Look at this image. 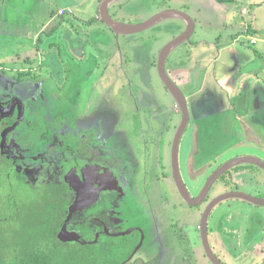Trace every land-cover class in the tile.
<instances>
[{"label": "rangeland", "instance_id": "374dc122", "mask_svg": "<svg viewBox=\"0 0 264 264\" xmlns=\"http://www.w3.org/2000/svg\"><path fill=\"white\" fill-rule=\"evenodd\" d=\"M101 1L0 0V81H2V84H5L9 82L7 81L8 79H13L17 75L19 76L18 69L30 68L32 66L34 70V67H38L37 71H35L36 73L34 72L32 76L42 81L48 78L49 80L47 81L49 83L43 82L45 88L40 90L41 98H45L46 102L43 103L42 100L35 102L37 108L42 107L43 104H46L50 110L59 108L67 116L73 115V120L77 119L81 111L86 110L89 122L91 121L93 124L95 121L101 122L103 127L106 128L109 134L107 136L108 146L112 147L114 145L113 140L118 135L117 128L120 127V130L129 129L128 134L132 135L131 139H135L132 140L135 147L123 149L125 155L131 154L133 157L135 151L138 150L143 160L144 157L142 156L149 154L148 152L143 153L144 143L150 141L152 142V154L158 156L159 151L162 150L163 153L164 147L157 148V133L162 131L164 137H171V133L168 132L167 127L171 125L174 128L177 123L182 122V116L174 111L167 113V115L158 116L155 115L154 109L151 110L152 108L147 110V113H144V110L140 114L137 113L134 104L135 99L130 93L134 89L131 80L140 75L144 68L148 70L146 63L142 66L132 63V65L128 64L121 67L122 65L119 62L121 61V59L119 60L121 54L117 49V55L114 54L111 58L110 54H108V58L101 61L104 65L102 64L100 68L94 65L93 62L87 64L83 70L84 72L81 73L83 77L80 80H75V77L78 75L73 74V72H81L82 68L80 70H78L79 68L75 69L74 65L80 63L79 61L82 58L85 57V60L88 58L87 54L90 52V48L88 47H90L91 43L93 44V33H95L94 30H97V23L102 24L103 28H108L103 21L97 20L96 17ZM68 4H72L71 8L73 12L71 13V11L67 10L64 12V14H69L70 20L67 22L68 25L62 29L63 41H59L57 52L51 55L50 61H47L45 64H39V61L36 59L41 57V52H38L33 43L34 35L39 32L43 35L46 34L41 29L48 22L50 13L56 11L55 14L58 12L60 14L61 9L57 8ZM244 8H247L246 13H243ZM165 9L186 12L193 19L194 24H196V31L190 41L197 48L192 52L189 47L191 56H187V63L193 62L194 58H196L194 56L202 47L203 40L201 37L210 40V43H212V40L217 39L219 34L223 35V38L229 37L230 34L240 35L246 28L243 24H250L254 27L258 26L260 31H264V0H235L230 4L220 3L217 0H117L114 1L111 7V14L116 20L136 24L146 21ZM64 14H60V17L63 18L62 15ZM184 27L186 28V25L179 18H167L143 31L134 33L133 36L121 35L120 45L124 51L128 52L130 49L127 43L131 41L124 40L125 37H128V39L133 40L132 45L136 46L134 48L137 49L139 47L140 51H144L152 45L159 46L165 37H170L171 33H173L172 31L175 32ZM46 29V31H49L48 27ZM66 35L67 37H65ZM46 37L43 36L44 39L42 38L41 43L37 46L42 50L48 40H46ZM44 40H46L45 43ZM49 40H57V36H53ZM143 46L147 47L143 48ZM28 58L35 59L36 61L29 63L27 61ZM190 59L192 60L190 61ZM174 60H177V58ZM153 73L156 80L154 91L158 97L157 103L165 104L166 108L171 105L172 108L173 103L170 102V99L164 93L165 89L159 81L157 69H154ZM74 80L77 82L76 87ZM93 86H95V90L91 91ZM15 87L19 89L18 85ZM15 87H12V89ZM73 89L75 93H73ZM206 96L212 99L210 93H207ZM164 97L166 98L164 99ZM58 98L60 100H57ZM1 99H6V96ZM1 108L0 115H3ZM146 114H153L149 116L153 119L152 129H145L142 126L144 138L136 141L139 135L138 121L140 118L148 119V115ZM198 125L200 126H196L192 121L189 126L188 132L183 138L179 157L182 175L189 190L194 195L201 191L207 178L212 174V170H216L220 164L231 160L229 158L233 154L230 148L227 152L222 153L221 156H217L219 150L226 144L223 149L224 151L228 148V143L235 144L237 141L236 137L230 139L228 142L227 137L224 136L225 132H215L214 137H212L213 132L207 135V132L204 131L203 120ZM260 128L264 130L263 125ZM252 136L255 139L254 133ZM154 137L155 140L153 142L152 139ZM117 138L124 139L123 136H117ZM234 148L243 153H256L259 155V158L264 157L263 151L258 149L244 147L243 145H237ZM163 156L167 161L166 167L170 170L171 149L168 150V153L167 151L163 153ZM140 157L136 158L139 159ZM215 157L218 158V165L215 164L217 160ZM242 165L241 170H233L230 173L232 179H234V183L227 185L223 180L219 179L212 187L210 197L232 190H239L254 196L263 197L264 169L251 163ZM140 167L137 168L135 177L136 182L139 181L137 194L141 196L146 195L155 206L158 198L162 197L158 193L162 191L164 198L170 197L171 199L168 205L163 204L162 206V213L165 219H163L162 223H158V226L156 225L157 229L161 231L165 230L166 227L168 230L169 222H173L174 219L176 220H174V227L172 226L173 223L170 224L172 232L177 228L176 222L181 221V225L183 224L184 238H181V242L175 244V249L171 252L174 254H169L167 259L157 256V264H211L204 255L205 247L199 228L202 212L204 211L203 205L192 207V205L184 203L173 185H171V182H168L171 189L166 186V181L168 180L164 182L159 181L160 190L157 189L155 191L156 195H150L147 190L141 187V183L144 181L140 173L142 170L140 169L139 171ZM3 168L4 165L0 160V169ZM156 172H158V169H156ZM1 179L5 181V173L2 174ZM154 180L157 179H152L150 184ZM18 187L20 186L18 185ZM7 189L5 187L0 190V248L4 243H8V249L2 250H6V256L13 257L11 252L14 244L13 229H17L20 226L21 222L18 218H21V215L25 213L27 214L28 211L22 209L23 207H19V209L16 207L10 209L4 208L8 196ZM19 200V203L22 204L28 202L29 196L26 195V191L19 196ZM180 201L183 203V206L179 204ZM173 203L178 204L177 209L173 207ZM212 211L209 218V240L214 249L217 250L216 252L220 254V258L226 264H264V206L256 205L239 198H229L218 203ZM4 216L7 218L6 221ZM2 225H5L4 230L1 228L3 227ZM183 231H181L182 237ZM171 237H174V235L171 234ZM152 242L153 240L151 239L147 241V248L145 247L140 252V257L147 258L146 253H152L156 249L152 248ZM194 242H196L198 250H189L187 244ZM148 257L152 261L156 256L151 257L149 255Z\"/></svg>", "mask_w": 264, "mask_h": 264}, {"label": "flooded vegetation", "instance_id": "af4514ba", "mask_svg": "<svg viewBox=\"0 0 264 264\" xmlns=\"http://www.w3.org/2000/svg\"><path fill=\"white\" fill-rule=\"evenodd\" d=\"M30 68L18 69L20 75L8 79V83L2 84L0 81V108L3 110V115H0V158L3 160L8 189L13 191L10 194L12 202L7 208L23 207L22 209L31 212L35 207L43 211L51 206L55 211L63 209L58 221L54 222L58 226L56 236L59 237L64 229L73 239H61L64 242L109 245L115 242L121 250L126 249L123 260L117 264H157V256L167 259L169 254H174L171 252L175 249V244L184 238L182 222H176L174 232L170 224L173 223L174 227L175 219L169 222L168 230L166 227L162 232L157 229L158 223L165 219L162 206L168 205L170 197L164 198L163 191L158 193L162 197L158 198L155 206L146 195L137 194L139 181L135 180L137 168L141 166L139 171L142 170L140 173L144 181L141 187L150 195H156L155 191L160 190L159 181L168 180L166 186L171 189L168 185L171 182L183 202L187 203L176 181L172 159L169 161L170 170L166 167L167 161L163 156L166 149L160 143L165 138L162 131L157 133L156 140L157 148L164 147L163 153L161 150L158 156H154L152 142L147 141L144 143L143 153L149 154L142 156L143 160L138 150L133 157L131 154L125 155L123 149L135 147L132 141L124 147L117 138L122 136L117 130L114 145L108 146L109 134L106 128L101 122H89L86 110L81 111L77 119L73 120V115L67 116L62 109L50 110L46 104L37 108L35 102H46L45 98H41L40 90L45 88L43 82H48L49 79L38 80L31 74L38 67H34V70L32 66ZM74 83L76 87L77 82ZM17 85L19 89L15 87ZM2 95L6 99L2 100ZM57 103L60 104L58 101ZM143 132L138 131L141 140L144 138ZM138 156L139 159L136 158ZM180 174L189 190L181 168ZM154 178L157 180L150 184ZM211 190L200 204L192 207L203 205L205 211L208 204L220 195L210 197ZM25 191L29 196L27 205L19 203V196ZM189 192L192 197H196L201 191L195 195L190 190ZM76 202H79L77 206L74 205ZM179 204L183 203L180 201ZM173 207L177 209L178 204L173 203ZM150 239L153 240L152 248H156V251L148 252L147 258H142L139 254ZM194 245L196 242L187 244V247L195 250ZM210 245L217 257L226 264L213 245ZM149 255L156 257L151 261ZM204 255L209 257L206 250Z\"/></svg>", "mask_w": 264, "mask_h": 264}, {"label": "crops", "instance_id": "0c3cea01", "mask_svg": "<svg viewBox=\"0 0 264 264\" xmlns=\"http://www.w3.org/2000/svg\"><path fill=\"white\" fill-rule=\"evenodd\" d=\"M103 1L104 0L100 3L99 11L96 15L97 20L99 19L101 21L103 20L100 9ZM113 3L110 5V14ZM71 6L72 4L61 5L57 9L71 11L72 13ZM246 11L247 8H244L243 13H246ZM55 12L56 11L50 13L48 22L45 23L41 29L42 32L46 34L43 35L39 32L35 34L33 38V43L38 49V52H41V57L36 59L39 61V64L47 63V61H50V58H52L51 55L57 52L59 41H63L62 29L64 26L68 25L67 22L70 20L69 14H64L62 15L63 18H61L59 12L56 14ZM179 19L182 20L187 27L186 21L181 18ZM116 21L125 24H133V22ZM101 25L102 24L97 23V30H94L93 44L91 43L90 47H88L90 48V52L87 54L88 58L85 60L84 57L79 61L80 63L74 65L75 69L79 68L78 70H80V68H82L81 72H73V74L78 75L75 77V80H80V78L83 77L81 73L84 72L83 70L87 64L93 62L94 65L100 68L103 64L101 61L107 59L108 54H110L111 58L114 54L117 55L118 49L121 54L119 57V60L121 59V61H119L122 65L121 67L128 64L132 65V63L141 66L145 63L147 64L146 67L148 70L144 68L140 75L131 80L134 89H132L130 93L135 99L134 104L137 113L140 114L143 110L144 113H147V110L152 108L151 110L154 109L156 112L155 115L158 116L167 115V113L174 111L183 118L181 105L179 110L175 109V103L179 102L176 95L167 87L160 76L158 62L163 47L169 41L184 32L186 28L184 27L175 32L172 31L173 33H171L170 37H165L159 46L152 45L144 51H140L139 47L137 49L134 48L136 46L132 45L133 40L125 37L124 40L131 41L127 43L130 49L128 53L121 48L120 36H133L134 33L118 34L109 26H107L108 28H103ZM243 25H245L246 28L240 35L230 34L229 37L223 38V35L219 34L217 39L212 40V43H210V40L201 37L203 40L202 47L197 51V54L194 56L196 58H194L193 62L187 63V56H191V51L193 52V50L197 48L194 46V43L190 41L196 31L195 28L190 37L173 48L165 58L164 64L166 72L185 95L190 113L188 125L181 138L179 157L183 138L187 134L189 126L193 121V124L199 127L200 125H198V123L201 120L204 122V131L207 132V135L213 132L212 137H214L215 132H225L224 136L227 137L228 142L230 139L237 137L235 144H229L227 142L229 145L228 148L223 151L225 144L222 149L219 150L217 156H221L222 153L227 152L230 148L233 156L229 159L245 155L259 157L256 153L250 154L247 152H240V150L234 148L237 145L258 149L263 151L264 154V130L260 128L261 125L264 127V31H260L258 26L254 27L250 24ZM47 27L49 31H46ZM43 36H47L46 40H48L42 50L37 46L41 43ZM53 36H57V40H49ZM65 37H67V35ZM46 40H44V43ZM144 47L147 46H143V48ZM176 58L177 60H174ZM36 60L32 58L27 59L29 63H34ZM142 60L143 62H141ZM191 60L192 59H190V61ZM154 69H157V76H159V81L165 89V95L170 99V102L173 103L172 108L171 105L166 108L165 104L157 103L158 97L154 91L156 88V80L153 73ZM94 90L95 86L92 88V91ZM207 93L212 95V99L206 96ZM165 98L166 97H164V99ZM146 115H148V119H139L137 124L138 131H143L142 126L145 129H152L153 119L149 116L153 114ZM180 123H177L174 128L171 125L168 126L167 130L171 133V137H165L164 140L160 142L161 146L165 147L167 153L169 149H171V151L173 149V143ZM117 130L119 132L121 131L120 134L124 138L120 139L124 147H127L132 140H135L131 139L132 135L130 136L128 134L129 129L120 130L119 127ZM253 133L255 139L252 136ZM137 140H141L139 135L136 141ZM154 140L155 138L152 139V141ZM215 158L214 160H216ZM261 159L264 160V157ZM215 164L218 165V158ZM214 171L215 170H212L211 173Z\"/></svg>", "mask_w": 264, "mask_h": 264}, {"label": "trees", "instance_id": "16d2710c", "mask_svg": "<svg viewBox=\"0 0 264 264\" xmlns=\"http://www.w3.org/2000/svg\"><path fill=\"white\" fill-rule=\"evenodd\" d=\"M217 1L220 3L230 4L235 0ZM0 160L1 162L3 161L1 158ZM242 166L243 165L240 164L231 168L219 179L223 180L227 185L233 184L234 179H232L230 173L233 170H241ZM3 173L4 170L0 169V190L5 187L8 188L6 180L3 181L1 179ZM7 191L9 196H7L4 208H7V206L12 202L10 194L11 192L13 193V191L11 189H7ZM34 209L35 210L32 212L27 210L28 213L23 214L21 218L17 217L21 224L17 229H13L14 244L11 250L13 257L6 256V250H2L8 249L7 247L9 246L8 243H4V245L0 248V264H117L123 260V255L124 252H126V249L124 248L121 250V247H119V245L115 242L111 245L105 243H72L64 242L56 236L58 226L57 224H54V222L58 221V216L64 211L63 209L61 210L58 208V210L55 211L52 206L45 208L44 211L38 210L36 207ZM4 219L5 221L7 220L5 216ZM2 226L3 227L1 228L4 230L5 225ZM116 239L114 238V240ZM187 248L189 250L193 249L192 247ZM195 250H198L197 247ZM195 250L193 249V251ZM205 257L212 264H214L211 259L207 257V255H205Z\"/></svg>", "mask_w": 264, "mask_h": 264}, {"label": "water", "instance_id": "95a60500", "mask_svg": "<svg viewBox=\"0 0 264 264\" xmlns=\"http://www.w3.org/2000/svg\"><path fill=\"white\" fill-rule=\"evenodd\" d=\"M117 0H104L101 5L100 14L102 17L103 22L107 24L110 28H112L116 33L118 34H131L143 31L150 26L154 25L155 23L161 21L162 19H165L167 17H179L186 21L187 27L184 32H182L180 35L169 41L161 50L160 56H159V73L164 81V83L167 85V87L176 95L182 109V122L178 128L177 134L175 136V140L173 143V149H172V167L175 174L176 181L178 182L180 192L183 196V198L186 200V202L190 205H198L200 204L208 192L211 190V188L214 186L216 181L228 170L231 168L245 163H251L255 164L262 169H264V160L257 157V156H240L233 158L222 165H220L207 179L206 183L204 184L201 192L196 196L192 197L189 190L187 189V186L185 185L184 181L181 179L180 174V161H179V151H180V143L182 135L188 125L189 119H190V113H189V106L187 103V100L185 98V95L182 93L180 88L177 86L176 83L173 82V80L169 77V75L166 72L165 69V58L168 55V53L175 47H177L181 42L186 40L195 30V24L193 19L183 11L175 10V9H165L162 10L146 21L139 23V24H125L121 23L119 21H116L112 15L110 14V5ZM21 119V117H20ZM229 198H239L243 199L249 202H252L256 205L264 206V197H258L251 195L249 193L243 192V191H237L232 190L225 193H222L220 195H217L206 207L201 223V236L204 243L205 250L212 260L214 264H224L214 253V251L211 248L210 242H209V236H208V225H209V218L211 215V212L213 208L218 205L223 200L229 199ZM79 202H76L74 205L78 204ZM82 204V203H81ZM74 205L72 209L74 210ZM77 206V205H76ZM70 233L67 230H62L59 234V238L64 241H70L73 240L71 236H69Z\"/></svg>", "mask_w": 264, "mask_h": 264}, {"label": "built area", "instance_id": "2783aa9c", "mask_svg": "<svg viewBox=\"0 0 264 264\" xmlns=\"http://www.w3.org/2000/svg\"><path fill=\"white\" fill-rule=\"evenodd\" d=\"M64 12H65V10H61V11H60V14H64ZM179 108H180V104H179V102H176V103H175V109H176V110H179Z\"/></svg>", "mask_w": 264, "mask_h": 264}]
</instances>
